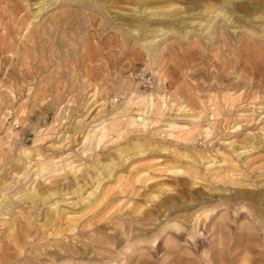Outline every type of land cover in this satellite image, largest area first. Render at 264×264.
Listing matches in <instances>:
<instances>
[{"label":"rangeland","instance_id":"obj_1","mask_svg":"<svg viewBox=\"0 0 264 264\" xmlns=\"http://www.w3.org/2000/svg\"><path fill=\"white\" fill-rule=\"evenodd\" d=\"M218 1L0 0V264H264V212L220 204L264 196V0Z\"/></svg>","mask_w":264,"mask_h":264},{"label":"bare ground","instance_id":"obj_2","mask_svg":"<svg viewBox=\"0 0 264 264\" xmlns=\"http://www.w3.org/2000/svg\"><path fill=\"white\" fill-rule=\"evenodd\" d=\"M47 1H49V0H42V2H47ZM67 1V0H66ZM5 4V3H4ZM229 5V3L228 2H226L225 0L223 1H218V2H214V3H212V4H209L208 5V8H207V11H206V13L205 14H209V15H211V13H213L214 11H217L216 13H219V14H222L223 16H227V14H229V16H231V13H234V10L231 8V6H228ZM3 6V5H2ZM19 9V8H18ZM8 10V9H7ZM16 10H17V6H16ZM15 10V11H16ZM14 11V10H13ZM40 12H41V8L39 9V11H37V13H34V19L35 18H39V15H40ZM17 13V12H16ZM22 14V13H21ZM3 15V14H2ZM152 15H155V14H152ZM235 15H236V13H235ZM12 16H13V13H12ZM15 16H17V15H15ZM14 16V17H15ZM228 16V17H229ZM41 17V16H40ZM227 17V18H228ZM18 18V17H17ZM21 18H23L22 16H21ZM29 18V17H28ZM226 18V17H225ZM227 18L225 19V20H227ZM20 19V18H19ZM14 20H15V18H14ZM20 21V20H19ZM5 23V22H4ZM21 23V22H20ZM52 23V22H51ZM140 23V22H139ZM29 24V23H28ZM27 24V25H28ZM55 24V23H54ZM1 25V24H0ZM3 25V24H2ZM13 25V24H12ZM53 27V26H52ZM24 28V27H23ZM25 28H28V26L26 27V25H25ZM15 29H16V27H15ZM142 28L140 27V30H141ZM4 30V29H3ZM2 30V31H3ZM13 31V30H12ZM14 32V31H13ZM8 34V33H7ZM13 34V33H12ZM40 34V33H39ZM38 34V35H39ZM147 34V33H146ZM154 34V33H153ZM24 36V35H23ZM1 38V37H0ZM26 40V39H25ZM1 41V40H0ZM245 44H247V43H245ZM22 46V45H21ZM244 46H246L244 49L245 50H243L244 52L241 54V56H242V58L241 59H244L245 61H247V62H250V63H252V64H254V67L256 68V70L258 71V80L259 81H264V46H258V47H253V46H249V45H244ZM240 48V47H239ZM146 49H148V48H146ZM29 50V49H28ZM152 50V49H151ZM4 52V51H3ZM242 52V51H241ZM7 56V55H6ZM163 80V82H165V80L164 79H162ZM164 97H166V96H164ZM150 99V98H149ZM164 99V98H163ZM226 99V98H225ZM162 100V99H161ZM233 100V99H232ZM153 101V100H152ZM166 100L164 99V102H165ZM149 103H150V100H149ZM166 103V102H165ZM152 104H154V103H152ZM162 104V103H161ZM224 104V103H223ZM155 106V105H154ZM162 107V106H161ZM180 107V106H179ZM184 107H186V106H183V107H181L180 109H184ZM155 108V107H154ZM228 108V107H227ZM161 109V108H160ZM160 109L158 108V107H156V112H158V113H160ZM188 109V108H187ZM211 109V111L213 112V111H216V108L214 107V105H213V107L212 108H210ZM179 110V109H178ZM191 109H188V112L190 111ZM183 111V110H182ZM185 112V111H184ZM187 112V111H186ZM157 113V114H158ZM191 113V112H190ZM213 115V114H212ZM157 118H159L158 116H157ZM195 118V117H194ZM193 117H191L190 119L191 120H193L194 119ZM189 119V120H190ZM142 123L144 124V123H146L145 122V120L144 119H142ZM170 125V124H169ZM172 125H174V126H177L175 123H171V125L170 126H172ZM182 127H183V125H182ZM232 151H234V150H232ZM235 154V153H234ZM240 155V153H236V156L238 157ZM207 159V163L206 164H208V165H206V168H210L211 167V164H209L210 162L211 163H213L214 161L212 160V159H209V157H207L206 158ZM225 162H227V160L228 159H223ZM26 163H28V162H26ZM228 163V162H227ZM231 164H232V166L233 167H237V164L235 163V162H230ZM213 165H215V164H213ZM36 171L38 172L40 169H42V167H43V165L42 164H36ZM110 171V170H109ZM243 182H245V180H239V181H232L231 183L232 184H238V185H242V183ZM249 185V184H248ZM51 186V185H50ZM50 186H45L44 188H49ZM163 185L161 184V185H159L157 188H161ZM245 186H247V185H245ZM252 186V185H251ZM166 187V186H165ZM164 190H165V192H167L168 190H170V188L169 187H166V188H164ZM104 191V190H103ZM104 195V194H103ZM40 197V196H39ZM44 197V196H43ZM41 198V201H43V202H45V200H46V198L48 197H44V198ZM153 197H155V196H153ZM25 198V197H24ZM229 198V199H228ZM31 199V198H30ZM34 199V198H33ZM99 199H100V196H98V201H99ZM206 199H207V202L209 203V202H211L212 201V197H206ZM20 200V199H19ZM29 200V199H28ZM230 200H234V201H236V204H238V205H241V208H245L247 205L248 206H250L251 208H253V210H255V211H259V212H264V210H260V207H262V206H264V196H262L260 193H258V192H255V191H250V190H237V191H235L234 193H233V195L231 196V197H226L225 198V200H223V201H221L220 202V204L222 205V204H229V202H230ZM3 201V202H2ZM2 201H0V215H5V214H9V212L13 209V207H12V204L10 203L11 201H9V199H2ZM30 201V200H29ZM34 201V200H33ZM11 204V205H10ZM90 205H88V207H89ZM209 205H207L206 207H208ZM139 207V206H138ZM138 207H137V209H138ZM205 206H203V208H204ZM201 208V207H200ZM200 208H198V209H200ZM136 209V210H137ZM198 209L197 210H195L196 212L198 211ZM207 209V208H206ZM215 208H214V206L212 207V208H209L208 210H210V211H213ZM141 210V209H140ZM139 210V211H140ZM247 210V209H246ZM252 210V211H253ZM195 211H194V214H195ZM206 211V210H205ZM136 212V211H135ZM256 213V212H255ZM138 214V213H137ZM200 215V214H199ZM54 216H58V217H65V218H67V217H69L68 216V212L65 210V209H62V208H60V207H58V206H55V208L54 209H52V210H48V211H46L44 214H43V217H42V219H41V222L39 223V225H38V227L39 228H45L46 229V227H50L51 226V223H52V218L54 217ZM197 216V215H196ZM180 217V216H179ZM198 217V216H197ZM200 217V216H199ZM204 217H206V216H204ZM182 218V217H181ZM196 218V217H195ZM258 219H262V216H258ZM198 220V219H197ZM175 222H178V221H175ZM30 224H31V221H30V219L28 218V222H27V224L26 225H24L22 228H20V230H19V232L17 233V228H16V226L13 224L12 226H11V231H12V234H16L17 233V235L16 236H18V234L19 233H23V235H24V237H28L29 236V233H30V230H29V228H30ZM179 225V224H178ZM176 226H177V224H176ZM179 227H181L180 225H179ZM51 228V227H50ZM56 230H58L57 228L52 232L51 231V235L52 236H54L57 232H56ZM141 241V240H140ZM23 244V243H22ZM22 244H21V246H22ZM64 252H67L66 250L64 251ZM8 257V254L6 253V252H0V260H4V259H6ZM244 260V259H243ZM243 264H248V262H247V259H245L244 261H243Z\"/></svg>","mask_w":264,"mask_h":264}]
</instances>
